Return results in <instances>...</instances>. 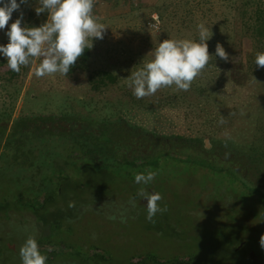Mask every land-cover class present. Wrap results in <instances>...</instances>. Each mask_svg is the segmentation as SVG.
Listing matches in <instances>:
<instances>
[{"label": "rangeland", "instance_id": "rangeland-1", "mask_svg": "<svg viewBox=\"0 0 264 264\" xmlns=\"http://www.w3.org/2000/svg\"><path fill=\"white\" fill-rule=\"evenodd\" d=\"M208 1L217 6L219 0L203 2ZM179 2L95 0L93 14L106 27L103 39L89 40L86 65L80 64L79 57L66 76L56 73L36 77L31 63L21 66L19 73L13 72L7 67L6 58L0 54V110L13 108L12 117L71 110L98 117L117 114L157 132L194 135L199 131L207 144V137L210 136H239L236 139L244 141L243 137H250L252 128L256 127L253 117L254 120L259 117L264 122V115L260 114L262 104L257 100L250 103L256 89H264V73L252 75L255 89L248 86L252 81L238 85L239 76L249 63L246 53L252 46V40L247 34H241V21L237 16L227 30L217 28L213 22L206 20L203 11L194 8L195 21L204 23L209 28V35H214L215 39L214 43L211 38L207 41L209 54L213 57L211 66L194 79L201 83L203 92L180 90L197 103L192 112L189 113L181 105L173 108L165 103L174 92H179L174 85L171 89L162 87L154 95L141 98L155 108L152 112L135 109L136 106L130 103L133 90L126 79L131 72L142 67L144 61L152 59L149 53L165 39H192L198 34L197 26L192 29L188 25L185 28L179 25L177 17L183 13L178 7ZM197 2L203 3L200 0ZM0 6L3 4L0 3ZM173 8L180 10L175 9L178 14L166 19L168 33L162 30L159 17L158 26L152 25L153 14L158 16L163 9L165 14ZM20 12L23 13L21 26L27 27L24 6L21 5L20 11L13 12L8 26L0 30V45L8 43L6 32ZM218 42L228 54L227 62L215 55ZM235 64L242 69L232 76L230 67ZM100 70L111 73L116 81L105 88L93 90L91 79ZM9 72L14 73L12 77ZM206 95H210L208 100L211 97L215 99L205 100ZM133 98L136 99L134 95ZM218 114L225 115L220 117L224 119L223 123L216 121ZM169 167L168 162L162 163L161 168L156 167L159 170L157 175L146 186L130 184L132 191L137 190L136 193L145 187L147 191L158 192L163 197L159 204L162 208L166 205L167 211L157 213L154 222L146 219V201L140 196L134 197L131 190L117 183L118 180L110 193L114 198H106L108 201L102 209V214L116 212L118 215L107 217V220L89 213L92 207L84 201L81 207H87L88 211L85 210L83 216L74 221L64 220L63 227L53 230L52 226L44 223L48 214L43 210L32 216L18 213L12 207L13 217L0 221V264H22L19 249L28 235L41 242L49 240L48 237L56 242L54 259H47L46 264H158L150 260L149 255H154L161 262L167 261V264L174 259L186 264H264V249L259 242L264 234V216H257V213L246 215L237 202L232 205L220 202L219 205L208 199V191L204 192L197 185L200 173L191 172L190 164H180L173 171ZM186 168L190 170L186 172ZM88 177L81 175L79 179ZM93 182L87 193L93 192L91 200L93 202L97 198V202L100 200L96 195L99 181ZM230 208L237 213L234 222H230L231 215H226V212L230 213ZM262 212L261 208L259 214ZM45 234L48 236L44 237ZM94 251L105 253V259L96 256L94 260ZM40 252L44 255L42 250Z\"/></svg>", "mask_w": 264, "mask_h": 264}, {"label": "trees", "instance_id": "trees-1", "mask_svg": "<svg viewBox=\"0 0 264 264\" xmlns=\"http://www.w3.org/2000/svg\"><path fill=\"white\" fill-rule=\"evenodd\" d=\"M203 1L205 0H200V3ZM22 5L27 27H39L47 21V10L39 15L35 11L41 6L40 0H27ZM178 7L183 12L177 17L178 23L184 28L188 25L195 29L200 24L199 20L194 19V8L203 11L206 20L213 22L217 28L228 30L227 26L234 23L236 16L240 19V32L247 34L252 40V46L246 53L249 63L243 68L238 85L252 81L248 86L255 89L252 75L264 73V68L255 65L256 54L264 52V0H219L217 6L210 1L199 4L197 0H180ZM175 9L165 14V9L159 11L162 30L166 33L169 32L166 19L174 18L178 14L176 10H180ZM230 30L235 33L234 29ZM192 37L198 40V34ZM214 39L215 36L212 35V43ZM88 54L86 48L80 59L82 66L86 65ZM212 59L213 57L201 74L211 66ZM241 69L238 64L233 65L230 67L231 75L235 76ZM13 72H9L10 77ZM95 76L91 79L93 90L105 88L116 81L105 70H100ZM171 88L173 87H168ZM190 89L203 92L201 83L196 81L192 82ZM209 96L206 95L204 99L208 100ZM253 96L250 103L257 100L262 104L260 114L264 115V89H256ZM130 99V103L136 106L135 109H147L151 112L155 109L141 99H134L132 94ZM211 99L215 98L211 97L209 100ZM165 103L173 108L181 105L189 113L197 105L180 90L174 92L172 98ZM12 112L13 108L10 107L0 110V221L13 217L12 207L18 213L24 212L32 216L43 210L48 214V217H44V223L54 230L63 227L64 220L74 221L83 216L85 210L88 211L87 207H81L84 201L92 207L88 206L89 213L107 220V217L118 215L116 212L109 214L110 216L102 214L106 200L114 198L110 193L117 180V183L127 187L138 198L137 190L132 191L130 187L131 183H135L134 175L154 168L157 173L159 170L156 167L161 168L165 162L171 165L169 170L172 171L180 164H190L192 170L186 168V172L190 170L200 173L197 185L204 192L208 191L207 198L211 201L219 205L220 202L231 205L237 202L246 215L257 213V216H264V212L259 214L261 208L264 210V122L259 117L255 120L252 118L256 127L252 128L250 137H243L244 141L236 139L239 136H210L207 137V144L199 131L194 135L157 132L117 114L98 117L71 110L12 117ZM184 115L186 116L185 112ZM224 116L218 114L215 120L224 121L220 118ZM86 174L88 178L79 179V176H87ZM94 180L99 181L96 195L100 200H105L96 202V198L93 204L90 196L93 192L88 194L87 191L91 190ZM69 202H74L75 207L70 208ZM229 211L226 215H231L230 222H234L233 218L237 213L233 208ZM48 239L46 242L36 240L39 250L43 251L47 259L52 260L57 252L56 242L49 237ZM92 255L95 256L94 260L96 256L105 259L102 251H94ZM149 259L158 264H167V261L161 262L154 255H149ZM168 264L186 262L174 259Z\"/></svg>", "mask_w": 264, "mask_h": 264}, {"label": "clouds", "instance_id": "clouds-1", "mask_svg": "<svg viewBox=\"0 0 264 264\" xmlns=\"http://www.w3.org/2000/svg\"><path fill=\"white\" fill-rule=\"evenodd\" d=\"M0 30L8 26L14 11H20L27 0H0ZM95 0H40L36 13L48 12L47 22L39 27H22L23 13L11 23L7 30L8 43L0 45V54L7 60V67L19 73L21 66L34 65L36 77L60 73L66 76L84 50L89 48L92 38L103 39L104 24L93 14ZM198 40L165 39L149 54L152 59L143 62L142 67L126 79L137 99L154 95L162 87L175 86L178 90L188 91L194 79L208 64L207 41L211 38L209 28L204 23L197 25ZM215 55L224 61L229 57L218 42ZM37 61H39L37 63ZM255 65L264 68V52H258ZM224 121L221 120L220 123ZM157 175L151 169L134 175L135 183L148 185ZM146 201V219L154 222L157 213L167 211L159 202L163 197L158 192H149L141 187L137 193ZM131 202V201H130ZM70 208L75 207L69 202ZM260 246L264 249V234L260 236ZM51 251V249H49ZM22 264H46L47 256L41 254L37 240L28 235L19 249Z\"/></svg>", "mask_w": 264, "mask_h": 264}, {"label": "built area", "instance_id": "built-area-1", "mask_svg": "<svg viewBox=\"0 0 264 264\" xmlns=\"http://www.w3.org/2000/svg\"><path fill=\"white\" fill-rule=\"evenodd\" d=\"M151 18H152V25L154 26V27H157L158 26V24H159V18H158V16L156 15V14H153L152 16H151Z\"/></svg>", "mask_w": 264, "mask_h": 264}]
</instances>
